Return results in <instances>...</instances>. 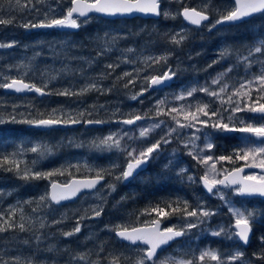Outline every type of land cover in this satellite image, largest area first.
<instances>
[{"label":"trees","instance_id":"16d2710c","mask_svg":"<svg viewBox=\"0 0 264 264\" xmlns=\"http://www.w3.org/2000/svg\"><path fill=\"white\" fill-rule=\"evenodd\" d=\"M213 5L220 8L227 5L230 0H212ZM24 3V0H21ZM201 0H168L163 2V8L176 12L183 6H200ZM51 5L56 8V0H46L45 5L39 6L45 10ZM66 7V3L63 5ZM59 10V9H58ZM212 20L216 16L210 13ZM12 18V24L0 25V43L16 42L12 48L0 49V77H19L24 73V79L38 87L48 85L47 91L56 92L71 87L73 91L87 83L96 82L105 89L111 88L110 92L93 91L84 96H60L35 94H11L0 88V119L6 121L0 123V155L17 153L14 157L20 163V168H31L33 171L54 172L55 174L47 179L29 180L20 179L14 171L6 170L11 165L0 167V198L2 195L12 193L18 196V205L13 198H7L0 202V213H4V219L8 218L10 206L16 209L15 223L21 222V214L24 217L28 231L21 232L18 228L0 233V256L10 260L12 256H21L25 259V248L21 240L29 236V246L32 252H26L27 257L35 260L38 264V244L34 239L39 234L43 237L51 236L59 243V256L52 257L50 252L49 261L46 264H91L99 261V264H109L112 256H120L121 264H132L135 260L138 248L121 242L110 229L114 225L127 226L129 228L145 225L146 221L156 219L155 214L149 216L143 214L145 209L159 204L164 207L163 202L175 200L177 197L186 199L190 204L195 205L196 201L203 200L212 209L218 211V215L211 218L209 224L203 225V229H193L187 236L176 240L169 248L160 251L161 259L165 257L175 259H194L206 248L217 250L222 259L226 254L233 253L239 249L245 252L246 259L252 264H262L257 261L253 253L264 249L260 237L264 236V199L233 197V204L241 209L255 210L258 215L253 224V237L247 247H243L237 240L228 239L224 236H212L209 229L215 230L218 225H227L231 221L227 207L222 202L210 196L199 183L191 184L181 182L176 176V166L185 164L189 174L202 176L203 167L198 165L190 156L185 154V149H180V157L176 159L178 164L170 169H164L160 164V158L153 160L135 179L128 184L117 183L116 191L109 193L102 185L93 193L83 194L80 198L70 204L62 206L55 205L50 201L38 203V198L48 191L50 183L54 180H68L72 177L93 176L85 165L93 169L109 168L113 162L123 164V157L116 151L98 152L89 147L90 142L102 137L105 133L117 132L122 119L130 118L140 112L148 113V117H154L153 107L158 100L167 99L169 102L165 108L172 105V96L176 95L179 89L182 91L190 87H200L210 84L211 80L218 73L232 67L233 70L225 77L230 85H236L237 81L250 78L242 64L237 63V53L247 55V47L257 38L264 36V14H257L252 18L235 25L217 26L209 31L208 25L188 26L182 17L166 19L163 15L157 20L142 18H120L108 19L92 16L86 25L79 29H57V28H30L25 29L21 25L28 20L36 22L42 19L35 13L27 10L9 9L7 0H0V18ZM184 28L188 33V39L179 46L169 43V37L175 32ZM105 33L110 36H118L119 40L112 46V51L106 55L97 56L103 48ZM229 48L230 56L220 60V52L223 48ZM131 48L133 52L124 53L125 49ZM171 52L167 65H154L146 68L144 58L149 56H160ZM123 53V55H122ZM127 56L135 63H120ZM214 60L219 63L213 64ZM120 63L114 72L106 68L108 64ZM209 65H212L209 67ZM20 66V67H16ZM175 70L176 78L180 81L173 82L163 90H151L145 92L138 100H131L130 96L139 92L143 86L145 75H161L168 68ZM134 68H145L140 73V79L136 80L135 86L124 88L126 80L117 81L116 77L122 76L124 72H132ZM260 65H253L251 74H258ZM111 73L105 79H98L101 74ZM55 77V79H53ZM2 82V80H0ZM215 90L216 86H212ZM194 97L200 101L209 102L210 98L202 92H197ZM142 101V102H141ZM95 106V107H93ZM103 106V107H100ZM122 107L123 113H116V108ZM220 107L219 101L212 103V108ZM56 109L55 115L52 110ZM85 114L82 120H103V126L82 125L67 127H52L41 129L26 123H12L10 118L15 117L16 121L26 119H48L59 118L63 114H70L76 117L77 112ZM227 115V113H226ZM241 119L250 123L259 121V117L252 113L237 114ZM167 124L175 126L169 117L160 116ZM241 125H237L240 127ZM138 136V134H133ZM154 134L145 140H130L129 142L152 141ZM170 144L181 143L179 134H173ZM251 139V138H249ZM125 142V141H124ZM123 142V143H124ZM41 143L52 147L51 154L43 158L38 153L28 151L29 147ZM216 147L210 152L214 157L230 155L233 150L245 146V138L241 132H228L217 134L214 137ZM77 145H83L78 147ZM169 146H166L168 148ZM164 148V147H162ZM164 148V149H166ZM235 159V158H234ZM33 161L36 163L33 164ZM244 164L243 161L236 163L219 162L220 168L228 169ZM79 165V171L76 169ZM63 172L61 175L60 173ZM111 177L106 176V183H113ZM39 186V189H38ZM230 192V191H229ZM5 195V196H8ZM104 197V211L100 217H93L91 209L100 204V196ZM121 197H124L121 200ZM25 201H33L25 203ZM22 210V213H21ZM35 210V211H34ZM167 210V209H166ZM88 218L80 221L81 231L74 236L64 237L62 232L71 231L82 216ZM60 221L53 224L52 221ZM31 221V223H29ZM164 226L179 225L178 216H170L161 220ZM45 224L44 228L40 223ZM46 239V238H44ZM43 239V240H44ZM7 240V241H5ZM28 247V246H27ZM90 253L88 260L77 262L70 260L71 256L77 253ZM45 252V257H47ZM56 260V261H55ZM55 261V262H54ZM206 264H215L206 261Z\"/></svg>","mask_w":264,"mask_h":264},{"label":"snow or ice","instance_id":"6c2138e0","mask_svg":"<svg viewBox=\"0 0 264 264\" xmlns=\"http://www.w3.org/2000/svg\"><path fill=\"white\" fill-rule=\"evenodd\" d=\"M9 9L15 8L20 11L27 10L35 13L37 17L42 16L36 22L28 20L21 26L25 29L34 28H57V29H79L86 25L91 19L92 13H100L106 16L130 15L133 13H142L146 15L161 16L166 19H176L182 17L189 25L200 26L207 24L209 31L215 29L218 25L233 24L252 17L255 14H264V0H230L227 5H222L217 8L213 5L212 0H203L201 7H187L178 8L176 12L164 9L162 11L163 0H56L57 7L51 5L47 6L45 10L41 7L46 3V0H7ZM183 0H178L182 3ZM66 3V7L63 5ZM59 9V10H58ZM216 16L214 23L212 16ZM14 20L10 18H0V25L12 24ZM120 37L110 36L105 33L103 48L97 53V56L106 55L112 51V46L115 45ZM188 39V33L184 28L179 32L170 35L169 43L174 46H179ZM16 44L15 41L11 43H0V49L12 48ZM133 49L128 48L124 53H131ZM232 53L229 48L225 47L220 52V60L225 59ZM123 55V53H122ZM171 52H167L160 56H149L144 58L143 63L146 68H152L154 65H167V61ZM120 63H135L129 60L125 55ZM120 63L108 64L106 68L114 72L120 66ZM213 64L219 63V60H214ZM237 63L242 64L246 73L250 74V78L237 81L238 86L231 85L232 90L229 91L230 85L225 81L233 68L229 67L225 71L218 73L213 78L210 84L200 87H190L184 89L178 95H175L176 101H187L188 97H194L197 92L204 93L210 98L208 103L197 101L195 104L184 103L179 107L165 108L169 102L167 99L158 100L153 107L155 117L167 116L170 118L175 126H168L164 135L155 142H151L150 146L146 147H132L130 144L123 143L127 138L129 140H145L157 128L164 125V121L153 122L147 127L139 129L138 136H129L128 132L118 131L110 132L107 136L97 137L93 139L89 147L98 152H112L116 151L123 157V164L113 162L109 168L93 169L88 165L84 167L94 175L92 178L83 180H69L67 183L60 185L56 181H52L50 191H46L38 198V203L50 201L54 204H60L62 201L70 200L77 197L82 190H96L97 185L105 181L106 176L111 177L113 183H106L104 187L109 193L116 191L117 183H125L135 179L139 175V171L143 170L144 166L151 161L156 160L161 154L162 145L171 143L173 134H182V130L190 129L191 134L180 142L184 148L187 149V155L190 156L198 165H202L206 170L202 176H194L189 174V169L186 167H178L176 169V176L181 182L195 184L199 183L203 189L210 196L217 197L222 205L227 207L229 216L232 218L227 225H218L215 230H211L212 236H224L228 239H235L241 245L246 246L249 243L250 235L253 231V224L256 222L258 213L255 210L247 208L236 207L230 197L226 195L224 189L230 190L234 196H259L264 198V36L257 38L251 45L247 47V55H240L237 53ZM260 65L258 74H251L250 70L253 65ZM212 65H209L211 67ZM20 67V66H16ZM145 68H134L132 72H124L122 76L116 77L117 81L126 80L124 88L130 85L135 86L136 80L140 79V73L144 72ZM17 77H0V88L12 90L15 92H35L40 96L45 95H60V96H84L93 91L110 92L111 88L105 89L96 82L87 83L79 88L78 91H73L71 87L65 88L61 91L50 92L47 91L48 85L37 86L34 83L25 82L24 75ZM111 73L101 74L98 79H105ZM176 76L175 70L168 68L161 75H145L143 79V86L141 90L130 96L131 100H138L149 89L157 86L165 85L167 81ZM55 79V77H53ZM212 86H216L213 90ZM219 101L220 107L213 109L212 103ZM142 102V101H141ZM95 107V106H93ZM103 107V106H100ZM56 109L52 110L55 115ZM252 113L259 117V123H250L241 119L239 113ZM227 113V115H226ZM84 112H77L76 117L72 118L70 114H63L59 118L48 119H26L23 121H16L13 116L10 118L12 123H26L37 128H52L57 125H69L85 123L104 124L103 120H82ZM148 117V113L144 115L134 114L131 118L117 121L125 125H136L138 121L144 120ZM6 121L0 119V123ZM237 125H241L237 127ZM228 132H241L247 134L245 137V146L238 150H233L230 155H220L214 157L210 153L215 147L214 137L217 134H226ZM203 136V147L197 142L201 141ZM249 138H254L249 139ZM254 141H259L255 143ZM82 147L83 145H77ZM33 153H38L41 158L47 154H51L53 149L48 145L36 144L27 149ZM175 152L168 159V162L163 165L164 169L173 168L178 164L175 159ZM17 153L7 155H0V167L11 165L6 170L14 171L16 175L25 181L47 179L54 175V172L33 171L31 168H20V163L14 157ZM235 158V159H234ZM243 161V167H235L231 171L225 168L217 169V163L228 162L236 163ZM36 162L33 161V164ZM79 171L80 166H75ZM245 168L260 169L261 173L255 172L242 175ZM61 175L63 172L60 173ZM124 197H121L123 200ZM101 203L91 209L93 217H100L104 211L103 203L104 197L100 196ZM33 201H25V203H32ZM164 207L157 204L154 207L145 209L143 214L152 216L155 214L156 219H151L145 222L143 227H132L122 225H114L110 231L122 241L128 242L130 245H144L143 248H138L137 255L132 264H206V261L215 262V264H252L251 260L246 259L244 251L239 249L233 253L226 254V259H222L221 254L215 249H205L200 252L198 257L194 259H175L165 257L161 259L158 255V250L162 246L168 245L169 242L176 240L179 237L187 236L193 229H203V225L209 224L212 217L218 215V211L209 208L203 200H197L195 205L189 203L188 200L177 197L175 200H168L163 202ZM167 209V210H166ZM35 211V210H34ZM22 213V210H21ZM8 218L4 219V213H0V233L7 232L13 229H19L21 232L28 231L24 217L21 214V222L15 223L16 209L10 206ZM178 216L180 218L179 225H173L161 229V220L168 219L170 216ZM88 218L86 215L79 218L76 226L67 232H62L64 237H71L81 231L80 221ZM31 223V221H29ZM53 224L60 223V221L53 220ZM40 227L44 228L45 224L40 223ZM37 243L41 242L44 237L42 235H35ZM260 241L264 244V236H261ZM28 244L29 241H24ZM54 249L49 247L48 251ZM90 253H77L70 257V260L77 262H84L88 260ZM257 261L264 264V249L257 253H253ZM0 264H34L32 259L25 260L21 256H12L10 260H5L0 256ZM91 264H99V261L91 262ZM109 264H121L120 256H112Z\"/></svg>","mask_w":264,"mask_h":264},{"label":"rangeland","instance_id":"374dc122","mask_svg":"<svg viewBox=\"0 0 264 264\" xmlns=\"http://www.w3.org/2000/svg\"><path fill=\"white\" fill-rule=\"evenodd\" d=\"M164 1H168V0H164ZM201 2H203V0H201ZM202 5V3H200V6ZM213 23H214V21H213ZM167 71V70H166ZM174 80H175V82H177V84H178V86H180V81H179V79H177L176 78V76H175V78H174ZM182 92V90L181 89H179L178 90V92L176 93V95H178L179 93H181ZM174 97H175V95H173L172 96V105H171V107H179L181 104H184V103H192V104H195L197 101H200L199 100V98H197V97H188L187 98V101H176L175 99H174ZM208 101V99L206 100V101H204V99H203V101L202 102H204V103H208L207 102ZM116 108H118L119 110H116L115 112L118 114V113H123L125 110H120L122 107L120 106V108L118 107V106H116ZM139 115H144V113L143 112H140L139 113ZM257 117V116H256ZM131 118V117H130ZM160 120H163L164 122H165V119H162L161 117H152V118H149V119H144V120H141V121H138L137 123H136V125H125V124H119L120 125V128L118 129V131H125V132H128V134H129V136L131 137V136H133V134H138L139 133V129L141 128V127H147L149 124H152L153 122H158V121H160ZM260 121H257V122H255V123H259ZM168 126H171L170 124H167L166 122L164 123V125H162L160 128H157L154 132H152L150 135H152V134H154V138H153V140L152 141H148V140H146V141H139V143L137 144V143H134V142H129L130 140L129 139H125L124 141V143L125 144H130L132 147H146V146H150V143L151 142H155V140H158L161 136H163L164 135V133H165V131H166V129H167V127ZM117 131V132H118ZM191 131L192 130H190V129H185V130H182V134H179V138H181V140H183V139H185L187 136H189L190 134H191ZM110 133V132H109ZM108 132L107 133H105L103 136H107L108 134H109ZM243 134V136H244V138L246 137V135L247 134H244V133H242ZM171 139V141H172V137L170 138ZM251 139H253L254 140V138H251ZM255 143H259V141H254ZM201 147H203V136H201V141H198L197 142ZM36 144H41V143H36ZM35 144V145H36ZM35 145H33V146H35ZM33 146H31V147H33ZM166 146H169L168 148H166ZM31 147H29V149L31 148ZM162 147H164V148H166V149H164V148H161V154H160V156H159V158H160V164L162 165H164L165 163H167L168 162V159L169 158H171L172 157V155H173V150H176V152H175V159H177L178 157H180V149L178 150L177 148H182V149H185L184 148V146H183V144L182 143H178V144H167V145H162ZM185 151V154L187 153V149H185L184 150ZM208 154H210V153H208ZM211 155V154H210ZM200 166H202V165H200ZM178 167H186L187 168V166H185V164H180V165H178V166H176L175 168L177 169ZM203 167V166H202ZM217 169L219 170V169H221L220 167H219V163H217ZM205 168L203 167V171L205 172ZM253 172H255V173H257V174H260L261 172H258V171H253ZM253 172H250V173H248V174H251V173H253ZM247 174V175H248ZM69 180V179H68ZM68 180H59V181H61V182H67ZM39 189V188H38ZM224 191H225V193H226V195H228L229 197H230V199L232 200V202H233V197H234V195H232L231 194V192H229L230 190H228V189H224ZM5 195H8L7 193H5L4 192V194L2 195V197L0 198V202H3V201H5L7 198H9L10 197V195H8V196H5ZM215 197V196H214ZM217 198V197H216ZM16 203L17 202H14V203H12L14 206H16ZM239 208V207H238ZM168 227H171V225H168ZM206 249H209V248H206Z\"/></svg>","mask_w":264,"mask_h":264},{"label":"water","instance_id":"95a60500","mask_svg":"<svg viewBox=\"0 0 264 264\" xmlns=\"http://www.w3.org/2000/svg\"><path fill=\"white\" fill-rule=\"evenodd\" d=\"M187 7H191V6H187ZM258 14H259V13H258ZM255 15H257V14H255ZM255 15H254V16H255ZM92 16L103 17V18H108V19H120V18H135V17H141L142 19H154V20H157V19H159V18L161 17V16H154V15H146V14H142V13H133V14H130V15H117V16H106V15H103V14H100V13H92V14H91V17H92ZM252 17H253V16H252ZM252 17L246 18V19L243 20V21L236 22V23H233V24H224V25H218V26H228V25L240 24V23H242V22H244V21H246V20H248V19H250V18H252ZM66 29H68V30H75V29H70V28H66ZM173 81H174V78L171 79V80H169V81H167L165 85L157 86V87H155V88H153V89H151V90L161 89V88L166 87V86L168 87V86H170V85L173 83ZM25 82H28V81L25 80ZM4 91L7 92V93H11V94H20V95L35 94V95H37V96H40L39 94H37V93H35V92H27V91H24V92H15V91H12V90H7V89H4ZM253 115L257 116L256 114H253ZM76 125H77V124H69V125H62V126L65 127V126H76ZM87 125H88V124H87ZM92 125H94V126H100V125H102V124H99V125H97V124H92ZM243 165H244V164H242V165H240V166H237V167H243ZM146 167H147V165L144 166L143 170H144ZM141 171H142V170H141ZM141 171H139V172H141ZM230 171H231V170H230ZM253 171L261 172L260 169H256V168H245V169H244V172L242 173V175H247L248 173L253 172ZM88 178H92V177H88V176L72 177V178H70L69 180H72V179H75V180H83V179H88ZM69 180H68V181H69ZM54 181H56V182H57L58 184H60V185H63V184H65V183L68 182V181H67V182H60V181H58V180H54ZM102 183H103V182H102ZM98 186H99V185H97V187H98ZM49 191H50V189H49ZM89 191H93V190H82V192H81L80 194H82L83 192H89ZM80 194H78L77 197H74V198H72V199H70V200L62 201L60 204H55V205L62 206V205H65V204H70V203L74 202V201L80 196ZM241 197H243V196H241ZM251 197H259V196H251ZM243 198H247V197H243ZM259 198H262V197H259ZM262 199H264V198H262ZM53 204H54V203H53ZM136 227H143V226H136ZM160 227H161V229H163V228H162V221H161ZM131 228H132V227H131ZM251 236H252V233H251V235H250L249 243H250V241H251ZM179 238H180V237H179ZM177 239H178V238H177ZM177 239H176V240H177ZM174 241H175V240H174ZM124 242H126V241H124ZM172 242H173V241L169 242L168 245L162 246V248L169 246ZM127 243H128V242H127ZM249 243L246 245V247L249 245ZM160 250H161V249L158 250V254L160 253Z\"/></svg>","mask_w":264,"mask_h":264},{"label":"flooded vegetation","instance_id":"af4514ba","mask_svg":"<svg viewBox=\"0 0 264 264\" xmlns=\"http://www.w3.org/2000/svg\"><path fill=\"white\" fill-rule=\"evenodd\" d=\"M38 188H39V186H38ZM12 193H10V197L9 198H11L12 197ZM15 200L16 202L18 201V196H14L13 195V198H12V200ZM19 203L17 202L16 203V205H18ZM44 238H46V239H44V240H42L39 244H38V256L40 255V247H42V249H43V251H42V254L40 255V257H39V261H38V264H46V261H49V259H47L48 257H50V252L48 251V249H49V247H52L54 250L53 251H51L52 252V257L53 256H59V243L57 242L58 241V239H57V241L55 240V239H53V238H51V236L49 235V236H47V237H44ZM5 241H7V240H5ZM24 241H29V236L27 235V236H25V237H23V239L21 240V245H23V247H26L25 248V260H27V259H32L33 260V262H35V260L33 259V258H28L27 257V253L26 252H32L33 251V248L32 247H30L29 246V244L30 243H28V244H25L24 243ZM28 246V247H27ZM40 246V247H39ZM45 252H47L48 254H47V257H45ZM23 258H24V256H23ZM55 259V257H53V259L52 260H54ZM56 261V260H55ZM54 261V262H55Z\"/></svg>","mask_w":264,"mask_h":264},{"label":"bare ground","instance_id":"6f19581e","mask_svg":"<svg viewBox=\"0 0 264 264\" xmlns=\"http://www.w3.org/2000/svg\"><path fill=\"white\" fill-rule=\"evenodd\" d=\"M163 2H164V0H163ZM162 8H163V4H162ZM103 18V17H102ZM135 18H141V17H135ZM127 19H132V18H127ZM185 23L188 25V26H193V25H189L186 21H185ZM204 25H207V24H204ZM167 88V86L166 87H163V88H161L160 90H165ZM123 120V119H122ZM78 126L79 125H82V123H79V124H77ZM86 127H90V126H92V125H87V124H84ZM103 125H105V124H102V125H100V126H103ZM55 127H64V126H62V125H57V126H55ZM65 127H67V126H65ZM41 129H47V128H41ZM149 164H147V166H148ZM147 169V167L144 169V170H146ZM144 170H142V171H144ZM141 171V172H142ZM141 172H139V174L141 173ZM88 177H93V176H88ZM137 177V176H136ZM135 177V178H136ZM133 180V179H132ZM132 180H130V181H132ZM59 181V180H58ZM130 181H128V182H125V184H128ZM61 182V181H60ZM105 182H106V179H105V181L102 183V184H100L98 187H97V189L98 188H100L102 185H104L105 184ZM52 183V182H51ZM51 183H50V185H51ZM50 185H49V187H48V191H49V189H50ZM97 189L96 190H93V191H89V192H83L82 194H80V196L78 197V198H80L83 194H86V193H93V192H95V191H97ZM77 198V199H78ZM247 198H256V197H247ZM257 198H259V197H257ZM76 199V200H77ZM140 226H145V225H140ZM166 227H168V226H164V224L162 223V228H166ZM253 231H252V236H251V239H252V237H253ZM182 237H180V238H178V239H181ZM177 239V240H178ZM121 242H123V243H126V244H128V245H130L129 243H127V242H124V241H122V240H120ZM176 241V240H175ZM175 241H173L169 246H167V247H164V248H162L160 251H162V250H165V249H167V248H169ZM131 246H141V247H144V245H142V244H139V245H131ZM243 246V245H242ZM243 247H246V246H243Z\"/></svg>","mask_w":264,"mask_h":264}]
</instances>
